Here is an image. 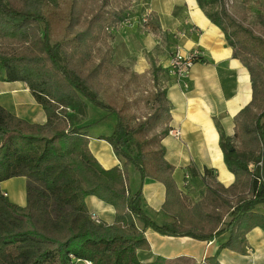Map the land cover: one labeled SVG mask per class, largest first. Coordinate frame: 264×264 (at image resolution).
I'll use <instances>...</instances> for the list:
<instances>
[{
  "label": "trees",
  "instance_id": "trees-1",
  "mask_svg": "<svg viewBox=\"0 0 264 264\" xmlns=\"http://www.w3.org/2000/svg\"><path fill=\"white\" fill-rule=\"evenodd\" d=\"M131 2L0 0V80L25 84L46 116L44 124H31L0 107V183L27 179L24 207L0 191V264H196L185 257L142 263L138 252L150 250L145 231L202 242L227 234L220 249L241 253L246 234L264 230V215L256 211L264 205V1L251 26L247 0H196L247 69L251 100L233 118L232 137L217 127L233 183L224 187L204 170L203 192L194 202L177 189L174 167L164 158L170 104L158 85L161 70L152 68L147 112L130 113L124 97L117 105L112 96L116 73H126L114 64L111 38L125 26ZM146 18L141 27L159 34L157 20ZM137 79L128 75L124 86ZM89 106L104 115L80 125ZM110 115L115 125L102 139L120 164L104 170L88 149L87 129ZM129 167L139 175L134 192ZM149 181L163 185L161 210L172 222L158 224L143 210L142 187ZM89 197L113 208L111 224L92 218ZM197 264L219 262L209 257Z\"/></svg>",
  "mask_w": 264,
  "mask_h": 264
},
{
  "label": "crops",
  "instance_id": "crops-1",
  "mask_svg": "<svg viewBox=\"0 0 264 264\" xmlns=\"http://www.w3.org/2000/svg\"><path fill=\"white\" fill-rule=\"evenodd\" d=\"M130 13L135 17L149 15L157 20L159 34L148 28L133 25L120 26L113 31L111 47L114 64L128 75L143 79L156 72L158 85L165 89L170 104L169 130L163 138L165 160L174 167L173 179L178 190L188 202L199 199L203 192L201 177L204 170L213 172L215 179L224 187L234 181L227 170L219 144V131L232 137L233 118L251 100V84L247 69L239 60L232 58L221 30L204 15L196 0H132ZM158 29V28H157ZM198 49L203 63L192 67L187 87L165 73V68L175 51L187 55ZM0 107L15 117L31 124H44L45 113L25 84L0 80ZM104 115L89 106L80 125L89 124ZM113 115L87 129L88 149L98 164L108 170L119 166L112 147L102 139L110 135L115 125ZM189 174V184L184 187V176ZM27 179L17 177L0 183V191L6 199L20 207L26 204ZM139 175L129 167V191L139 186ZM184 187V188H183ZM165 189L157 182H145L142 187L141 204L145 213L156 223H169L172 219L162 212ZM90 213L111 224L112 207L94 197L86 199ZM264 215V205L256 207ZM145 237L150 250L139 251L142 263H150L156 257L176 259L190 258L196 264L215 257L219 264H264V230L251 229L245 237L243 252L220 249L227 234L212 241H197L188 237H168L148 229Z\"/></svg>",
  "mask_w": 264,
  "mask_h": 264
},
{
  "label": "rangeland",
  "instance_id": "rangeland-1",
  "mask_svg": "<svg viewBox=\"0 0 264 264\" xmlns=\"http://www.w3.org/2000/svg\"><path fill=\"white\" fill-rule=\"evenodd\" d=\"M263 1L264 0H247L250 11L248 21L250 22L251 26H253L255 21H257V14ZM57 2L62 5L65 3V0H57ZM143 80L144 82H142V80L138 78L135 82H132L127 88L126 86H124L126 82V75H124L119 70L118 73H116L114 80L112 81V84H114L112 94H116L112 96H116L117 105L122 104L125 98L128 102L127 110L130 113H134V110L137 112V115L147 112L145 100L147 98L148 93L153 91V82L152 77ZM121 81H123V83ZM95 110L98 115H100L102 112L101 109L99 110L96 108Z\"/></svg>",
  "mask_w": 264,
  "mask_h": 264
},
{
  "label": "built area",
  "instance_id": "built-area-1",
  "mask_svg": "<svg viewBox=\"0 0 264 264\" xmlns=\"http://www.w3.org/2000/svg\"><path fill=\"white\" fill-rule=\"evenodd\" d=\"M147 21L146 14L140 17L128 16L124 25L132 27L133 25L141 26ZM203 63L202 53L198 50H192L187 55H182L180 51H175L171 56L168 65L166 66L167 74L176 82L182 84L184 88L187 87V80L190 77L192 67L195 64ZM168 133L174 137L178 136L176 130H169ZM93 219H98L95 214H92ZM82 264H91L89 261H83Z\"/></svg>",
  "mask_w": 264,
  "mask_h": 264
}]
</instances>
